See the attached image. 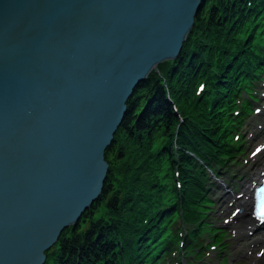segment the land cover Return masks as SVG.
Listing matches in <instances>:
<instances>
[{"label": "water", "instance_id": "95a60500", "mask_svg": "<svg viewBox=\"0 0 264 264\" xmlns=\"http://www.w3.org/2000/svg\"><path fill=\"white\" fill-rule=\"evenodd\" d=\"M202 1L0 0V264H43L99 197L127 99Z\"/></svg>", "mask_w": 264, "mask_h": 264}, {"label": "trees", "instance_id": "16d2710c", "mask_svg": "<svg viewBox=\"0 0 264 264\" xmlns=\"http://www.w3.org/2000/svg\"><path fill=\"white\" fill-rule=\"evenodd\" d=\"M263 73L264 0H203L178 55L153 68L127 99L104 151L99 197L61 231L43 264H199L208 245L199 225L207 221L199 211L209 206L206 183L228 173L226 159L241 137L234 132L256 103ZM244 88L239 107L227 112ZM207 108L211 117L200 111ZM213 123L222 127L219 137ZM117 139L123 148L114 165Z\"/></svg>", "mask_w": 264, "mask_h": 264}, {"label": "rangeland", "instance_id": "374dc122", "mask_svg": "<svg viewBox=\"0 0 264 264\" xmlns=\"http://www.w3.org/2000/svg\"><path fill=\"white\" fill-rule=\"evenodd\" d=\"M262 77L261 81H256L257 87H255L256 91L254 93V97L257 99H254L253 101L256 100L257 105L251 106L249 110L245 111L243 115L244 117L241 120V125L234 132L235 138L238 137L237 135H240L241 137L238 140L239 146L237 150H234L233 156L226 159L227 161L225 164L228 167V173H223L227 175V177H219V179L212 180L209 179L206 183V186L209 188L208 192L211 199L209 198L207 203L209 206L204 208L199 207V211L207 212L205 215L207 221H201L199 225L203 227L201 231L202 233H205V239L208 240V245L204 246L206 255L199 264H264L260 261V258H258L259 251L255 247L249 246L251 241L244 239L245 237L243 235L247 231L238 229L236 227L237 224H234L232 221V217L237 214L236 212L243 210L244 207H242V205H237L233 211L231 208L227 207V204L224 203L225 198L223 197V199H221L222 197H220L225 191V187L223 186L230 188L232 194L239 193L242 189L243 182L248 180L249 177H251L257 170L253 169L256 161L264 163V153L256 155V147L260 148L264 145V134L259 138L254 135L258 126L263 125L264 130V74ZM237 87H245V85H243V83H239ZM244 90L245 88L238 89L237 93H235H239V95L233 99L235 103L238 97H245ZM167 96L168 101H170V94L168 93ZM233 101H231V103ZM172 104L174 109L178 111L175 103L172 102ZM238 107L239 105L236 103L235 107H229L227 112H233L232 109L234 110ZM200 111L204 113L206 112L207 116L209 115L211 117L213 110L211 108H207V110ZM222 114L224 113L222 112ZM178 117H181L180 113H178ZM216 117L217 115H214V117L210 119V123L215 120ZM228 120V118L225 119L222 124L226 125ZM221 128L222 127L219 123H213L214 133L216 130ZM215 135L219 137V134L215 133ZM229 137L230 134H227L224 139L227 140ZM119 146H121V140L117 139L112 159L114 165L118 162L117 149ZM121 147L123 148V146ZM122 148L120 149L121 152L123 151ZM153 172L157 173L156 176H158L159 181L165 180V175H162L160 170H154ZM113 174L115 179L118 178V175L120 176L116 168L113 169ZM177 181L179 182L178 179ZM115 184L117 185V183ZM249 202H251V199ZM200 203L201 202H197L199 205ZM235 221L240 222L237 219H235ZM205 226H210V228ZM127 227L132 231L131 225L129 226L128 224ZM155 231L161 233L156 228ZM222 260L224 261L222 262ZM179 262L183 264L181 259H179Z\"/></svg>", "mask_w": 264, "mask_h": 264}, {"label": "bare ground", "instance_id": "6f19581e", "mask_svg": "<svg viewBox=\"0 0 264 264\" xmlns=\"http://www.w3.org/2000/svg\"><path fill=\"white\" fill-rule=\"evenodd\" d=\"M263 134H264L263 125L258 126L254 135L257 138H259ZM256 151H257L256 155H260L264 153V146L260 148L256 147ZM253 169H257V170L252 174L251 177H249L248 180H245L243 182L242 189L240 190L239 193L232 194L226 192L222 194L220 197H222L221 199H223V197L225 198L224 203L227 204V207L231 208L233 211L235 210L237 205H242V207H244V210L241 213L236 212L237 214H235L236 216L234 215L232 217L233 218L232 221L234 224H237L236 227L238 229L247 231L243 235L245 237L244 239L251 241L249 246L255 247L259 251L258 258H260V261L264 263V229H262V231L258 230L253 222V219L251 218V215H248V211L250 209L249 204L252 203L253 194H254V189L251 188L252 186L254 187L257 180H259L260 173L264 172V163H259L256 161L255 167ZM250 199L251 202H249ZM235 219H237L240 222H236Z\"/></svg>", "mask_w": 264, "mask_h": 264}]
</instances>
